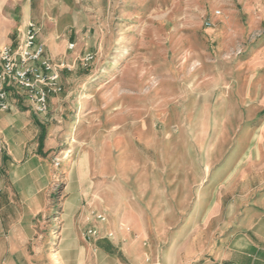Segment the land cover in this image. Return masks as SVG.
<instances>
[{"label":"rangeland","instance_id":"1","mask_svg":"<svg viewBox=\"0 0 264 264\" xmlns=\"http://www.w3.org/2000/svg\"><path fill=\"white\" fill-rule=\"evenodd\" d=\"M252 6L264 10V0H0V14L30 17L15 29L10 45L18 46L35 24L49 43L47 57L64 64L61 100L52 119L43 121L48 127L40 144L51 178L47 209L37 225L39 264H73L75 249L68 250L73 230L80 227L87 235L98 210L114 209L106 192L119 179L160 176L186 153L212 160L231 152L232 138L214 127L219 121L231 125L233 115L214 113L217 95L204 100L197 87L204 72L219 68L218 40L211 31L226 24L229 13L237 14V24H246L244 13ZM250 36L260 34H245L241 43ZM88 53L94 58L84 65ZM129 74L145 76L129 83L141 85L147 110L123 115L130 146L120 143L111 126L122 115L106 108L115 82ZM204 104L209 114L202 112ZM208 124L210 146L202 151ZM123 218L118 213L109 225L123 227L128 222Z\"/></svg>","mask_w":264,"mask_h":264},{"label":"crops","instance_id":"2","mask_svg":"<svg viewBox=\"0 0 264 264\" xmlns=\"http://www.w3.org/2000/svg\"><path fill=\"white\" fill-rule=\"evenodd\" d=\"M244 14L246 24H237V14L229 13L226 24L211 31L218 40L219 68L204 72L197 87L204 100L217 95L214 113L233 115L231 125L219 121L214 127L232 138L224 142L231 152L212 160L186 153L160 176L116 181L106 192L114 209L98 210L105 220L98 217L90 227L97 233L73 230L68 249H75L73 264H264V10L252 6ZM29 20L26 12L17 19L0 14V47L11 46L15 29ZM251 33L260 37L242 44ZM37 42L49 55V43L40 35ZM136 76L116 81L106 105L122 115L111 126L128 146L130 125L123 115L147 111L141 85L129 83ZM144 77L138 75L137 83ZM18 92L11 91L10 108L0 110V264H39L37 225L47 209L51 178L40 145L48 127L43 121L52 119L61 97L52 94L48 111L37 113ZM208 107L204 104L202 112L209 114ZM205 129L202 151L210 146V125ZM118 213L128 222L120 227L113 221L111 227L109 218Z\"/></svg>","mask_w":264,"mask_h":264},{"label":"built area","instance_id":"3","mask_svg":"<svg viewBox=\"0 0 264 264\" xmlns=\"http://www.w3.org/2000/svg\"><path fill=\"white\" fill-rule=\"evenodd\" d=\"M37 35L35 24H30L18 46L0 47V110L10 108L9 95L16 89L26 97L34 111L46 113L49 97L63 90L60 77L64 64L58 65L47 57L44 44L37 42ZM93 58L92 54H86L83 64L87 65ZM2 150L0 142V154ZM99 218L105 220L103 216ZM89 233L96 234L97 231L90 230Z\"/></svg>","mask_w":264,"mask_h":264},{"label":"bare ground","instance_id":"4","mask_svg":"<svg viewBox=\"0 0 264 264\" xmlns=\"http://www.w3.org/2000/svg\"><path fill=\"white\" fill-rule=\"evenodd\" d=\"M120 56L117 58L116 65L119 63Z\"/></svg>","mask_w":264,"mask_h":264}]
</instances>
